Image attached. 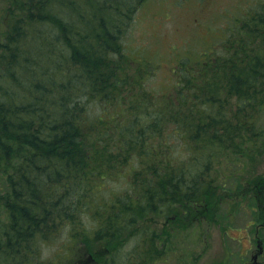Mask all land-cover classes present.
Here are the masks:
<instances>
[{
    "label": "trees",
    "instance_id": "obj_1",
    "mask_svg": "<svg viewBox=\"0 0 264 264\" xmlns=\"http://www.w3.org/2000/svg\"><path fill=\"white\" fill-rule=\"evenodd\" d=\"M151 1L10 0L0 264H117L108 248L145 225L158 232L163 214L216 211L220 189L246 190L234 175L264 165V0L223 28L214 53L187 50L161 93L124 43ZM263 179L243 197L258 202Z\"/></svg>",
    "mask_w": 264,
    "mask_h": 264
},
{
    "label": "rangeland",
    "instance_id": "obj_2",
    "mask_svg": "<svg viewBox=\"0 0 264 264\" xmlns=\"http://www.w3.org/2000/svg\"><path fill=\"white\" fill-rule=\"evenodd\" d=\"M258 1L152 0L128 25L124 41L126 52L133 58H143L144 63L151 62V68L144 67L150 71L145 85L150 91L161 93L172 78L177 60L187 57L188 51L196 59L201 50L206 49L203 55L214 53L213 47L216 48L223 28ZM9 6L10 0H0V41L11 32L14 17L8 12ZM173 147L179 157L186 156L184 144L176 142ZM258 175H264L263 163L244 168L233 178L245 180L244 193L251 194L247 182ZM260 190L257 199H261L255 202L251 195L243 197V192L231 197L226 189H220L225 200L216 211L207 212V208H201L191 229L189 224L180 225L177 221L170 225L185 228L180 233L161 229L150 234L149 226L145 225L142 230L130 234L119 247L108 249L115 254L117 264H159L161 259H164L161 264H254V256L258 258L261 254L257 242L260 239L264 242V187ZM213 212L215 216L212 217ZM154 233L159 238L152 242L149 236L156 239ZM259 263L264 264V255Z\"/></svg>",
    "mask_w": 264,
    "mask_h": 264
},
{
    "label": "flooded vegetation",
    "instance_id": "obj_3",
    "mask_svg": "<svg viewBox=\"0 0 264 264\" xmlns=\"http://www.w3.org/2000/svg\"><path fill=\"white\" fill-rule=\"evenodd\" d=\"M205 211L208 212V209H206ZM197 216L198 215L194 216L195 218L189 220V219L184 218L180 213L163 214L161 216V219H160L159 230H161V229H169L170 231L177 230V231H174V232L175 233L176 232L180 233V231L182 229H185V228H183V227L182 228H177V226L170 225V223L177 222V221H180L178 223L180 225L186 224L188 226V224H189L188 228L191 229L194 226L193 222L195 223V221L198 219ZM161 220H164L162 222V224H161ZM204 221L207 222L208 220L206 219ZM170 235H171V233H170ZM172 235L176 236V234H172ZM257 243H258V248L261 249V251H260L261 254H260V256L258 258L254 256V259H253L254 262L253 263L254 264H263V263H259V259L264 255V244H263L264 242H263V240L260 239V240H258ZM163 261H164V259H161L159 264H161Z\"/></svg>",
    "mask_w": 264,
    "mask_h": 264
},
{
    "label": "water",
    "instance_id": "obj_4",
    "mask_svg": "<svg viewBox=\"0 0 264 264\" xmlns=\"http://www.w3.org/2000/svg\"><path fill=\"white\" fill-rule=\"evenodd\" d=\"M257 257V256H256Z\"/></svg>",
    "mask_w": 264,
    "mask_h": 264
}]
</instances>
